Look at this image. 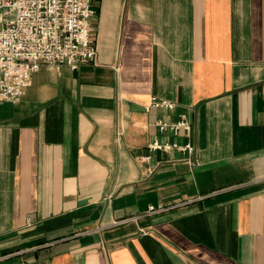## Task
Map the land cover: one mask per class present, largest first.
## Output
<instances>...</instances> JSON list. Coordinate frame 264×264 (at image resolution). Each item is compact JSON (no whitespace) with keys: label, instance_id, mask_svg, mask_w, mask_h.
Masks as SVG:
<instances>
[{"label":"crops","instance_id":"crops-1","mask_svg":"<svg viewBox=\"0 0 264 264\" xmlns=\"http://www.w3.org/2000/svg\"><path fill=\"white\" fill-rule=\"evenodd\" d=\"M95 5L96 62L0 103V264H264V0Z\"/></svg>","mask_w":264,"mask_h":264},{"label":"built area","instance_id":"built-area-1","mask_svg":"<svg viewBox=\"0 0 264 264\" xmlns=\"http://www.w3.org/2000/svg\"><path fill=\"white\" fill-rule=\"evenodd\" d=\"M97 0H0V103L22 97L30 86L31 77L42 66L71 70L82 64L95 63L97 48L93 39L92 21L97 16ZM174 104L152 98L145 107L172 110ZM161 134L189 136L191 125L181 115L178 120H158ZM151 151L193 153L186 143L148 145ZM158 211L153 207L148 214Z\"/></svg>","mask_w":264,"mask_h":264}]
</instances>
